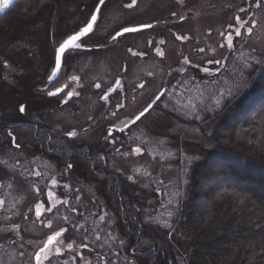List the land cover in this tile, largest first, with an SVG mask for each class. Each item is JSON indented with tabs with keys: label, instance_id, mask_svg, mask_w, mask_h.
<instances>
[{
	"label": "rangeland",
	"instance_id": "1",
	"mask_svg": "<svg viewBox=\"0 0 264 264\" xmlns=\"http://www.w3.org/2000/svg\"><path fill=\"white\" fill-rule=\"evenodd\" d=\"M260 3L258 8L256 0H106L93 29L98 33L85 40L88 47L64 55V70L77 75L81 92L79 98L65 104H61L64 95L47 97L25 85L24 75L30 70L37 74L33 68L45 70L52 58L50 72L53 47L68 36L56 45L53 42L52 48L43 42L39 46L37 40H45L41 29L33 32V23H24L21 32L20 28L12 31L17 39L2 40L10 38L0 36V119L18 114L23 123H40L56 132L72 126L84 128L79 141L102 148L109 171L126 179L146 227L156 234L177 235L180 208L190 196L193 168L202 156L197 147L177 143L174 136L180 131L166 132L167 115L197 121L210 129L226 102L247 91V71L264 59V0ZM97 4L98 0L88 17L74 20L81 22L79 28ZM187 11L191 14L186 15ZM143 26L112 39L125 27ZM229 35L231 45L226 39ZM20 36L36 52L31 51V59L22 67L5 60L9 51L2 52H21L24 39ZM14 57L21 60V56ZM116 79L123 87L117 95L124 94L129 103L102 115L105 104L100 97ZM161 93L156 104L128 126L119 140H105L106 129L113 123L127 124ZM20 106L25 107L24 113ZM90 114H97L96 124L83 127ZM9 142L0 143V193L5 198V206L0 207V264H33L48 236L64 228L65 233L48 251L56 259L50 262L48 256L43 264H63L67 256L72 264H141L127 252L128 238L100 179L82 170L74 173V168L66 182L52 179L60 172V159L32 148L22 151L11 139ZM16 142L25 147L32 144L19 138ZM137 148L139 152L134 151ZM36 166L45 177L36 179ZM58 183H66L64 204ZM38 201L43 206L40 216L36 214Z\"/></svg>",
	"mask_w": 264,
	"mask_h": 264
},
{
	"label": "trees",
	"instance_id": "2",
	"mask_svg": "<svg viewBox=\"0 0 264 264\" xmlns=\"http://www.w3.org/2000/svg\"><path fill=\"white\" fill-rule=\"evenodd\" d=\"M96 2L20 0L0 21V36L10 38L2 40H15L18 37L14 38L12 31L17 32L24 23H33V32L41 29L45 38L36 39L39 46L43 42L52 48L53 42L58 44L79 28L81 22L74 20L88 17ZM19 38L24 39L21 52L15 49L2 52L9 51L5 60L18 62L22 67L34 50L24 36ZM37 41L34 42L38 45ZM14 55L21 56L18 57L21 60ZM51 62L52 58L43 71L33 68L37 74L27 72L24 84L37 88L46 79ZM246 83L247 91L226 102L210 129L197 121L167 115L166 132L180 131L174 136L177 143L197 147L202 156L193 168L190 196L180 208L177 235L156 234L146 227L126 179L116 171H109L106 155L104 161L98 157L103 151L101 147L70 141L69 154L60 155L63 164L72 159L74 173L82 170L102 181L128 238L127 252L141 264H264V59L247 71ZM6 119H0V137L6 136L7 129L12 127L21 140L45 148L60 143L50 141L47 125L40 130L33 125L36 122L27 121L24 125L18 114ZM4 141L10 144L8 136ZM89 154L91 159L87 158Z\"/></svg>",
	"mask_w": 264,
	"mask_h": 264
},
{
	"label": "flooded vegetation",
	"instance_id": "3",
	"mask_svg": "<svg viewBox=\"0 0 264 264\" xmlns=\"http://www.w3.org/2000/svg\"><path fill=\"white\" fill-rule=\"evenodd\" d=\"M191 14V12L190 11H187V13H186V15H190ZM176 17V16H175ZM89 20H90V18H89ZM88 20V21H89ZM85 26V24L82 26L81 25V27L80 28H78L76 31H74V33H76V32H78L82 27H84ZM74 33H72V34H74ZM96 33H98V32H96V31H92L89 35H87L85 38H83L82 40H81V45L82 46H86L84 43H85V40L88 38V37H90V36H92V35H94V34H96ZM72 34H70V35H72ZM57 47L58 46H56V47H53V49L55 50V52H56V49H57ZM86 47H88V46H86ZM90 47H92V46H89V48ZM74 51H76V49H73V50H70V51H68V52H74ZM68 52H66V53H68ZM66 55V54H65ZM8 61V60H7ZM9 62V61H8ZM9 63H11V62H9ZM53 69H54V66L52 67V69L50 70V72H48V74H47V76H46V79L44 80V82L43 83H39L38 84V86H37V89L41 92V93H43L44 95H46L47 97H55V98H59L58 96H62V95H64V97H63V100L61 101V104H65L66 102H69V101H71L72 99H77V98H79L80 96H81V92L79 91V87H80V83H79V79H78V77H77V75L75 74V73H72V74H69L68 72V74H66V71L64 70V64H63V68H62V72H61V74L55 79V80H52L51 82L49 81V79H50V77H51V71H53ZM73 77H76L77 79H72ZM116 81H117V79H116ZM116 81H115V83L113 84V86L111 87V88H109L103 95H101V97H100V102H101V104H102V102L105 104V109L103 110V112H102V115H104L106 112H108V111H111V110H113L115 107L116 108H122L121 107V105H123V106H125V105H127L129 102L128 101H126L125 99H124V94H122V95H117V93L119 92V91H121L122 89H123V87L122 88H120V85H121V80H119V85H117V83H116ZM73 84V85H72ZM57 89H62V91H60V92H57ZM113 89H114V91H113ZM69 91H71V92H73V95L71 96V98H69L67 95H66V93L67 92H69ZM49 93H56L55 95H50ZM104 96H107L108 98H107V100H105L103 97ZM66 101V102H65ZM138 114V113H137ZM90 117L88 118V120L87 121H84V123H83V127H89V126H91V125H95L96 124V122H97V119H98V116H97V114H95L94 116H92L91 117V114L89 115ZM135 118V115L131 118V120L132 119H134ZM130 120V121H131ZM27 123H31L30 121L29 122H27ZM122 123V121H120L119 122V124L118 123H113V125H112V127H109L108 129H106V133H107V136L105 137V140H108V141H114L116 138H118V140H119V138H120V136L122 137V134L128 129V126H127V124L125 123H123V125L122 126H120V124ZM128 123V122H127ZM24 125H26V123L24 124ZM33 125H37V129L38 130H40V129H44L45 127H47V126H45V125H42V124H40V123H36V124H33ZM119 126V127H118ZM131 126V125H130ZM121 129H122V131H121ZM85 129L83 128V129H80V130H78L75 126H72V127H70V128H68L65 132H56L54 129H49V131H50V141H53V140H57V141H60V143H57V145L54 147H48V148H45V146H43V145H41V144H38V143H32V144H30V145H28L27 147H25L24 145H20L19 143H17L16 141L18 140V135L16 134V132L14 131V129L12 128V127H9L8 129H7V132L6 133H8L9 132V134H11V135H7L10 139H11V144L13 145V140H14V145H15V147H16V149H19V150H22V151H25V150H30L31 148L33 149V151H35V152H37V153H39V152H43V153H50V155H52V156H54V157H56V158H58V159H60L59 157H60V155L62 154V153H65V154H69V152H68V149H71V146L69 145V143L68 142H70V141H79V137L81 136V134L83 133V131H84ZM72 131H75L76 132V136H74V137H70L69 135H68V133L69 132H72ZM111 136H115V137H113V138H111ZM63 138H66L67 140H62ZM4 139H5V137H0V143H4L5 141H4ZM19 141L21 142L22 140L19 138ZM16 145H19L18 147L16 146ZM80 145H83V146H85V145H92L91 144V142H85V143H81ZM79 145V146H80ZM79 146H75V147H79ZM100 150H98V152H99ZM68 152V153H67ZM97 152V151H96ZM104 153V151H102V154H98V157H100L103 161L105 160V154H103ZM56 154H58V155H56ZM90 155V154H89ZM97 155V154H96ZM71 156V155H70ZM87 158H89V159H91V155L90 156H87ZM69 164H71L72 165V167L71 168H69L68 167V165ZM60 172H59V174L58 173H55V175L53 176V178L52 179H62V180H64L65 182H66V179H71V174L69 173V170L70 169H72L73 168V166H74V164H73V161H72V159L70 158L69 160H67L66 161V163L65 164H63V163H60ZM34 174H36V179H39V175L41 176V177H45V175L43 176L42 174H44L43 172H41L40 171V168L38 169V167L36 166L35 167V173ZM103 177H104V175H103ZM42 179V178H41ZM66 185V183L64 184V183H58V185H57V188L59 189V191L62 193V195H63V199H62V204H64L65 203V201H66V193L63 191V187ZM48 188V187H47ZM47 188H45V189H47ZM35 189H36V191H37V193H39V191H40V189L39 188H37L36 186H35ZM52 197L53 198H56V195H55V193L54 194H52ZM0 198H3V203H1L0 202V207H4L5 206V198H4V196L0 193ZM41 200H42V196L41 197H39ZM47 199H48V202H50V200H49V198L47 197ZM45 202H46V200H44ZM38 204H40L41 205V202L40 201H38L37 202V205ZM47 207H49L48 205H47ZM42 209H43V206L41 205L40 206V209H39V216L41 215V213H42ZM36 214H37V210H36ZM65 229V228H64ZM66 230V229H65ZM65 233V231L63 232V234ZM51 235H53V234H51ZM62 236V235H61ZM60 236V237H61ZM57 239H58V237H57ZM57 239H56V241H57ZM56 241H54L53 242V244L52 245H49V249L56 243ZM47 242V240L45 241V243ZM43 247V246H42ZM80 247H82L83 248V246L81 245ZM40 251V248L38 249V251L37 252H39ZM36 255V254H35ZM35 255H34V257H33V264H36V260H35ZM48 256H50V262L53 260V259H56V258H53V256L52 255H48ZM22 257L24 258V259H26V255H24V253L22 254ZM67 258H68V260L67 261H62L63 262V264H72V260H71V258H69L68 256H67ZM45 259H43V261H44ZM61 260V259H60ZM22 263H23V261H22ZM21 263V264H22Z\"/></svg>",
	"mask_w": 264,
	"mask_h": 264
},
{
	"label": "snow or ice",
	"instance_id": "4",
	"mask_svg": "<svg viewBox=\"0 0 264 264\" xmlns=\"http://www.w3.org/2000/svg\"><path fill=\"white\" fill-rule=\"evenodd\" d=\"M105 2L106 0H98V5L94 6L95 9V13H100L101 12V7L105 6ZM10 3V0H0V10H3L4 8H6L8 6V4ZM133 3H135V0H133ZM128 7H131L132 5L129 4L127 5ZM256 7H261V3L260 0H256ZM240 11H245L243 8L240 9ZM98 19V16L96 14H91L90 16V20L85 22V26L82 27L80 29V31L74 35H71L68 37L67 40H65L60 46L59 48L56 50L55 55H54V71L51 73L52 76H56L57 72L60 70L61 65H62V54L65 53V51L67 49H69L70 47H77V41H79L81 39V37L87 36L89 33H91L94 29V25L96 24ZM238 20L240 18H237ZM138 29L136 27H125L122 29V31L117 32L116 35H114L112 37L113 40L116 39L117 36H122L123 33H133L136 32ZM251 31V29L249 30ZM236 35L239 36L240 32L239 30L236 31ZM179 38V37H178ZM227 42L229 45L232 44V38L229 35L228 37H226ZM130 50V49H129ZM131 51V50H130ZM133 55H136V53H133ZM72 79H77L76 77H73ZM117 85H119V81H116ZM97 87H99V85H97ZM140 87H143V85H140ZM62 91V89H57V92ZM114 91V89H113ZM50 95H55L56 93H49ZM66 95L71 98V96L73 95V92L69 91L66 93ZM163 93H161L160 95H158L156 97V100L160 99V96H162ZM105 100H107V96L103 97ZM66 102V101H65ZM121 107H123V105H121ZM151 107V105L146 106L143 110L138 111V114H135V118L132 121V123H135L136 121L140 120L141 117H143L145 115L146 112H148L149 108ZM19 111L21 113L25 112V107L24 106H20ZM113 115H115V113H113ZM122 131V129H121ZM11 135V134H9ZM68 135L70 137H74L76 136V132L72 131L69 132ZM14 142V140H13ZM17 147L19 145H16ZM134 151L139 152L140 150L134 149ZM69 168L72 167L71 164L68 165ZM53 183H55V181H53ZM52 193L49 192V196H51ZM39 209H40V205H37V215H39ZM47 226V225H46ZM65 231V229H61L60 231H55L53 235L48 236L47 242L44 244L43 247L40 248V251L36 253L35 255V260H36V264H43V259H46L48 257V251L49 249V245H52L54 241H56L57 237H60L63 232ZM69 249H72V245L69 244L68 245ZM57 253H59L60 249L57 248L56 249Z\"/></svg>",
	"mask_w": 264,
	"mask_h": 264
},
{
	"label": "water",
	"instance_id": "5",
	"mask_svg": "<svg viewBox=\"0 0 264 264\" xmlns=\"http://www.w3.org/2000/svg\"><path fill=\"white\" fill-rule=\"evenodd\" d=\"M19 0H10V3L8 4V6L6 7V8H4L3 10H0V19L2 18V17H4L9 11H10V9L18 2ZM93 14H96L97 16H98V14L99 13H95V10H94V12H93ZM138 30H140V29H143V28H145L144 26L143 27H136ZM80 31V30H79ZM78 31V32H79ZM78 32H76V33H78ZM75 33V34H76ZM124 34V33H123ZM74 35V34H73ZM86 36H84V37H81V39L79 40V41H77L76 43H77V47H70L69 49H67L66 51H65V53L67 52V51H69V50H71V49H77V48H81V46H80V44H79V42L83 39V38H85ZM118 37V36H117ZM68 38H66L65 40H67ZM64 40V41H65ZM63 41V42H64ZM62 42V43H63ZM61 43V44H62ZM60 44V45H61ZM59 45V46H60ZM59 46L57 47V49L59 48ZM65 53H63L62 54V65H61V68H60V70L57 72V74H56V76H52L51 75V77H50V79H49V81L51 82L52 80H55L60 74H61V72H62V67H63V58H64V55H65ZM53 71H54V69H53ZM161 97V96H160ZM158 100H156V98L152 101V103L150 104L151 105V107L149 108V110L155 105V103L157 102ZM148 110V111H149ZM134 119H132L129 123H127V126H130V125H132V124H134V123H132V121H133Z\"/></svg>",
	"mask_w": 264,
	"mask_h": 264
},
{
	"label": "bare ground",
	"instance_id": "6",
	"mask_svg": "<svg viewBox=\"0 0 264 264\" xmlns=\"http://www.w3.org/2000/svg\"><path fill=\"white\" fill-rule=\"evenodd\" d=\"M6 15H7V14H6ZM6 15H5V16H6Z\"/></svg>",
	"mask_w": 264,
	"mask_h": 264
}]
</instances>
